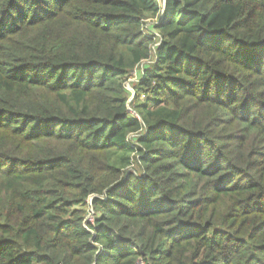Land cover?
Returning a JSON list of instances; mask_svg holds the SVG:
<instances>
[{
    "label": "trees",
    "instance_id": "1",
    "mask_svg": "<svg viewBox=\"0 0 264 264\" xmlns=\"http://www.w3.org/2000/svg\"><path fill=\"white\" fill-rule=\"evenodd\" d=\"M0 264H264V0H0Z\"/></svg>",
    "mask_w": 264,
    "mask_h": 264
},
{
    "label": "rangeland",
    "instance_id": "2",
    "mask_svg": "<svg viewBox=\"0 0 264 264\" xmlns=\"http://www.w3.org/2000/svg\"><path fill=\"white\" fill-rule=\"evenodd\" d=\"M157 2L159 3V4H162L163 3V0H157ZM146 64H142L141 66H145ZM141 68L142 67H140L139 66V68H138V70H136V71H134L132 74H131V79H129V81L126 83V89L128 90V91H130V90H132V87H131V83H133V82H135V81H138V71L140 72L141 71ZM129 101H130V99H129Z\"/></svg>",
    "mask_w": 264,
    "mask_h": 264
},
{
    "label": "bare ground",
    "instance_id": "3",
    "mask_svg": "<svg viewBox=\"0 0 264 264\" xmlns=\"http://www.w3.org/2000/svg\"><path fill=\"white\" fill-rule=\"evenodd\" d=\"M134 118V117H133ZM134 120V119H133Z\"/></svg>",
    "mask_w": 264,
    "mask_h": 264
}]
</instances>
